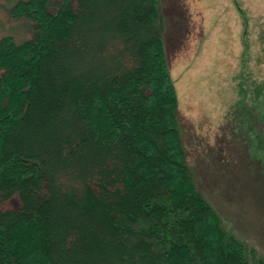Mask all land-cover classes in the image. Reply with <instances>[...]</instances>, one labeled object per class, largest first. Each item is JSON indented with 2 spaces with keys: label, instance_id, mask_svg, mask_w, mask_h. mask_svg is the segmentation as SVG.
<instances>
[{
  "label": "trees",
  "instance_id": "1",
  "mask_svg": "<svg viewBox=\"0 0 264 264\" xmlns=\"http://www.w3.org/2000/svg\"><path fill=\"white\" fill-rule=\"evenodd\" d=\"M9 14L26 33L0 37V264H264L195 183L159 0ZM240 83L226 118L264 161V82Z\"/></svg>",
  "mask_w": 264,
  "mask_h": 264
},
{
  "label": "rangeland",
  "instance_id": "2",
  "mask_svg": "<svg viewBox=\"0 0 264 264\" xmlns=\"http://www.w3.org/2000/svg\"><path fill=\"white\" fill-rule=\"evenodd\" d=\"M15 2L0 0V37L26 33L10 17ZM159 10L195 183L226 232L264 258V161L249 155L247 128L226 118L241 80L264 82V0H159ZM256 128L264 134V121Z\"/></svg>",
  "mask_w": 264,
  "mask_h": 264
}]
</instances>
